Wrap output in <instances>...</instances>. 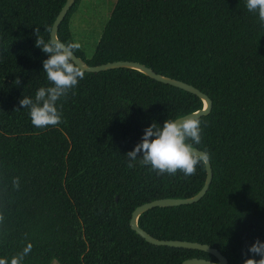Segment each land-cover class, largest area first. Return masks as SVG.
<instances>
[{"label":"trees","instance_id":"obj_1","mask_svg":"<svg viewBox=\"0 0 264 264\" xmlns=\"http://www.w3.org/2000/svg\"><path fill=\"white\" fill-rule=\"evenodd\" d=\"M78 1L58 26L65 43L75 42ZM64 2L0 0V259L31 244L20 264L218 262L202 250L151 244L129 224L136 205L202 187L205 165L187 178L157 175L140 158L128 168L125 156L153 122L202 108L200 97L129 67L84 71L57 102L62 123L31 124L19 101L50 86L34 29L47 41ZM75 54L89 65L138 61L209 95L196 146L211 156L209 190L193 203L150 207L137 222L158 239L206 243L243 264L247 248L264 241V25L246 0H115L92 52Z\"/></svg>","mask_w":264,"mask_h":264},{"label":"clouds","instance_id":"obj_2","mask_svg":"<svg viewBox=\"0 0 264 264\" xmlns=\"http://www.w3.org/2000/svg\"><path fill=\"white\" fill-rule=\"evenodd\" d=\"M246 7L264 25V0H246ZM48 31L51 32V29ZM34 34L37 37L35 46L48 54L43 61V71L50 86H41L34 98L23 96L19 103L22 108L29 109L31 124L35 128L55 127L62 123V105L58 107L57 102L62 97L66 98L84 79V70L74 55L81 45L78 42L65 43L53 35L46 41L40 36L39 27L34 29ZM13 82L17 86L21 84L19 77ZM202 138L201 120L195 114L179 119L168 118L163 125L153 122L145 128L141 141L125 154L127 167H135V162L140 158V164L149 166L157 175H175L179 171L185 178L193 176L198 166L207 165L211 159L207 150L200 151L196 147L201 144ZM12 183L18 189L20 178L13 177ZM31 248V244H28L20 256L10 261L0 259V264H20ZM244 255L243 264H264V241L257 238Z\"/></svg>","mask_w":264,"mask_h":264},{"label":"water","instance_id":"obj_3","mask_svg":"<svg viewBox=\"0 0 264 264\" xmlns=\"http://www.w3.org/2000/svg\"><path fill=\"white\" fill-rule=\"evenodd\" d=\"M74 1L75 0H65V2L63 3L61 8L59 9L58 13L56 14V16L52 22L50 35L58 37L57 30H58L59 23L64 18L65 14L67 13L68 9L70 8V6L73 4ZM74 55H76V54H74ZM76 57L78 59L77 62L81 64L84 71L97 72V71H102V70H106L109 68L129 67V68L140 70L143 73H145L146 75H148L151 78H154L158 81L174 85L176 87H179L183 90L191 92V93L197 95L198 97H200L203 101V107L196 110V111L189 112L185 115L195 114V115H198V117H199L202 114L210 113L212 108H213V100L209 97V95L203 93L200 89H198L194 85L189 84L183 80L175 79V78L160 74V73L156 72L154 69H152L151 67H149V66H147L141 62L132 61V60H115V61H109V62H105L102 64H97V65H89L81 57H79L77 55H76ZM185 115H182V116L178 117L177 119H179ZM199 150L203 151L201 149H199ZM205 172H206V176H205V180L203 182V185L195 195L190 196V197H183V198L162 197V198L150 200L148 202L140 203L133 208L132 213H131V217L129 219V224H130L131 228H133V230L138 235H140L145 241H147L151 244L167 245V246H171V247H181V248H189V249H198V250H202L205 252H209V253L213 254L214 256H216V258L218 259V262H215L213 260L202 258V257H191V258H187L186 260H184V262H182V264H228L229 260L218 248L213 247V246L206 244V243H200L197 241H189V240L158 239V238L152 236L151 234H149L147 231L144 230L143 227H141L138 224L137 217L142 211H144L150 207H153V206H156V207H158V206L159 207L177 206V205L189 204V203H193V202L198 201L206 193V191L209 190L210 185H211L212 180H213L214 173H213V167H212L211 160H209L207 165H205Z\"/></svg>","mask_w":264,"mask_h":264},{"label":"rangeland","instance_id":"obj_4","mask_svg":"<svg viewBox=\"0 0 264 264\" xmlns=\"http://www.w3.org/2000/svg\"><path fill=\"white\" fill-rule=\"evenodd\" d=\"M115 0H79L70 16V28L75 42L87 55L92 52L103 23ZM51 264H60L53 259Z\"/></svg>","mask_w":264,"mask_h":264}]
</instances>
